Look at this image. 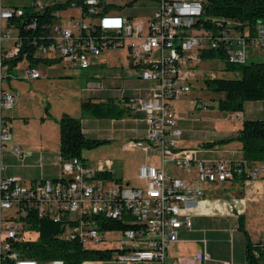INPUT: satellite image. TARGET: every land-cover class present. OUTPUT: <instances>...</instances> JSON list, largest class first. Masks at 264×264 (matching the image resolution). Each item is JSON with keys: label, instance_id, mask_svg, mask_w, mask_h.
<instances>
[{"label": "built area", "instance_id": "built-area-1", "mask_svg": "<svg viewBox=\"0 0 264 264\" xmlns=\"http://www.w3.org/2000/svg\"><path fill=\"white\" fill-rule=\"evenodd\" d=\"M152 1L149 16L131 21L109 15L119 7L104 0H0V264H63L22 257L21 244L33 240L28 234L34 232V218L51 222L60 241L83 248H107L104 233L119 231L122 238L111 241L117 246L108 248L113 249L108 261L180 264L169 259L168 250L181 242L179 230H189L188 211L201 200L204 186L243 177L238 184L264 179L263 164L202 160L193 150L180 147L173 106L190 93L194 77L188 65L199 61L202 52L219 51L223 62L235 65L244 64L255 51L264 52V20L250 29L225 18L203 16L200 0ZM124 48L128 66L139 80L150 84L146 97L119 98L128 113L142 116L146 126L145 137L128 141L125 148L157 154V165L138 167L136 180L141 186L107 183L77 158L60 160L55 180L37 179L25 185L16 177L3 176L4 152L24 157L11 144L6 116L15 103L3 86L10 64L25 62V77L37 79L42 72L40 64H31L36 59L88 71L104 53ZM187 104L202 112L207 109L200 99H188ZM108 223L118 229H106ZM200 243L194 264L209 261L205 242ZM249 243L251 257L264 262V236Z\"/></svg>", "mask_w": 264, "mask_h": 264}, {"label": "crops", "instance_id": "crops-1", "mask_svg": "<svg viewBox=\"0 0 264 264\" xmlns=\"http://www.w3.org/2000/svg\"><path fill=\"white\" fill-rule=\"evenodd\" d=\"M41 72L37 79H28L24 73H9L4 79L7 87L5 89L15 97L13 108L6 114L8 122L11 125V120L22 119L23 124H26L34 116L32 104H36L39 136L35 145H30L19 138L11 140L24 157L18 159L13 154L4 152L1 156V163L4 166L1 172L3 176L16 177L25 185L37 179L55 180L59 177L61 159L58 153L56 120L62 114L79 120L84 137L107 142L99 148L105 146L120 153L126 152L125 150L131 151L132 149L125 148V144L145 137L146 126L142 116L131 115L119 101L120 96H148L150 84L139 80L136 73L131 70L123 73H47L43 70ZM99 81L105 90H99L96 93L97 96H94L95 94L86 90V86L99 84ZM114 88L117 90L115 91ZM180 101H176L173 106L174 111L177 112V127L181 131L179 146L184 148L188 147L187 142L197 140L198 136H194L187 130L185 126L187 119L182 114V110H187L188 104L182 101L179 105ZM82 103L98 105L112 114L122 111V115L117 118L94 117L92 114L98 112L89 107L82 109ZM236 114H238L236 118H239L238 126L226 125L230 130L228 137L221 136L225 133L222 130L225 127L219 128L221 131L215 130L199 138L202 146L205 143L222 142L234 137L243 120H264V101L247 102L242 112ZM214 120L218 123L223 122L222 119ZM224 152L227 153L230 162L241 159L239 148ZM81 157L84 164L95 172L106 173L107 183L126 185L130 182L125 177L121 160L117 164L110 160L93 163L87 160L90 159L89 153L84 151ZM198 159L210 160L209 155L205 153ZM142 164L153 163H139L138 167ZM172 174L176 177H184L179 172H172ZM134 178L136 179V176ZM225 184L227 187H223V184L204 186L203 198L189 209L191 226L189 230H179L178 238L181 241L180 249L182 251L188 249L190 254L175 257L180 264H194L193 252L202 248L201 241L205 242V250L209 255V261L203 264H246L245 235L249 242H255L264 236V233L254 227L264 214V209L259 212L257 205L264 204V179L246 181L242 185L238 182ZM234 186L242 187L241 195L235 194ZM228 188L232 191L227 192ZM98 263L100 262L95 264Z\"/></svg>", "mask_w": 264, "mask_h": 264}, {"label": "trees", "instance_id": "trees-1", "mask_svg": "<svg viewBox=\"0 0 264 264\" xmlns=\"http://www.w3.org/2000/svg\"><path fill=\"white\" fill-rule=\"evenodd\" d=\"M203 2V16L220 17L234 22L252 26L264 20V0H200ZM134 1L129 2L128 5ZM215 59L221 63L220 70L234 74L230 79H205V87L215 94L221 96L216 100L218 112L241 113L247 102L264 101V63L245 62L235 65L223 62V55L219 51H205L201 57ZM253 57V56H252ZM17 61L10 64L13 70ZM58 63L56 60L36 59L31 64L51 66ZM7 73V74H9ZM94 108L98 113L94 117L112 118L122 115V111L115 114L101 109L98 105L82 103L81 108ZM58 127V153L61 160L77 158L83 162L81 157L83 151L95 149L107 143L104 140L88 139L81 132L79 120L66 114L60 115L56 120ZM223 143L236 142L239 145L241 159L250 164L264 165V120H243L237 129L235 136L222 141ZM218 142V143H222ZM213 143H205L203 146L211 148ZM84 163V162H83ZM99 178L106 179V173H96ZM243 178H235L234 181H242ZM31 228L36 237L31 241L21 244L22 257L34 259L38 262L45 260H61L63 264H82L85 261L104 262L108 261L113 249L108 248H83L75 242H62L55 235V227L51 222L44 219H32ZM106 229L116 230L114 224H106ZM243 235L245 233L242 231ZM251 245L245 235V261L246 264H259L250 255Z\"/></svg>", "mask_w": 264, "mask_h": 264}, {"label": "rangeland", "instance_id": "rangeland-1", "mask_svg": "<svg viewBox=\"0 0 264 264\" xmlns=\"http://www.w3.org/2000/svg\"><path fill=\"white\" fill-rule=\"evenodd\" d=\"M104 1L108 2L110 5L119 7L117 10L115 9L110 11L109 15L127 16L131 21L137 18L140 19L146 18L147 16H149L151 9L154 6L152 0H104ZM132 1L134 2L128 5V3ZM5 3L6 2L4 1L3 4ZM232 22L233 24L236 23L234 21ZM252 55L253 57H250L251 55L248 56L246 62L264 63L263 51H255L253 52ZM126 56H127V52L125 48L121 51L104 53L103 56H101L98 60L95 61L96 66L92 67L88 71L73 70L63 63H55L51 66H41L39 67V69L43 71H47V73H123L130 70L133 73H135V71L128 66L129 61L126 58ZM199 58H200L199 61H194L191 64V66L188 65L189 74L192 75V77L194 78L191 80L190 93L179 99L181 100L179 105L181 104L182 101H185L187 103L188 99H200L207 104V109L206 111L202 112L198 109L191 108L190 106L186 105L187 110L183 111L181 109L182 114L187 119L185 122V126L187 127V130L189 132L194 134V136L196 137L198 136L197 140H199V138H202L203 135L207 136L209 132H213L215 130L221 131V129L219 128L225 127L224 129H222L223 131H225V133L222 134L221 136L223 138H226L230 134V130L226 125L230 124V125L238 126L237 121L239 118L238 117L236 118L238 114L229 113V112H218L216 107L217 106L216 100L221 96L215 94L214 92L209 91L205 87L203 81L205 79H211V78L230 79L234 76V74L220 70L221 63H217L215 59H208L203 56L201 57V54ZM25 68H26L25 62L23 61L18 62L16 63L15 68L12 71H10V73L12 74L24 73L23 70ZM68 85L70 86L75 84H68ZM98 85H100V88L98 89H90L88 86H86L87 87L86 90H88L89 93L95 94L94 96H97L96 93H98L99 90H105V88L102 86L101 81H99ZM3 86L7 88L6 81L3 82ZM116 90L117 89H115V91ZM32 108L34 110V116L33 118L29 119V122H27L26 124H23L24 120L22 119L11 120V125L8 122V127L11 130L10 131L11 140H15L16 138L23 139L24 142L30 145H35L38 142L39 129L37 128L38 127L37 118L39 117H36L38 106L36 104H32ZM214 119H222L224 124H222L223 122L222 123L215 122ZM197 140L193 142H187L186 145L188 147H184L187 150H193L195 152L194 155L197 156V158L199 156H202L203 153H205L209 155L210 160L225 159L229 161V157L227 153H225L224 151L235 150L239 148L238 143L236 142L225 143V144L215 142V145H213L211 148H202L203 146L200 140L199 141ZM11 144L13 143L11 142ZM125 151L126 152L120 153L117 152V150H113L111 148L103 146V148L97 147L95 149H91L84 152L89 153L90 159L87 160H90L93 163L97 161L110 160L111 162L117 164L119 163V160H121V162L124 165L125 177L128 178V180L130 181L128 183L129 187H140L141 183L134 178L136 176L139 163L149 162V163H153L154 165H157V154L154 155L143 154L137 149H132L131 151L130 150H125ZM223 187H227V185L223 184ZM241 188L242 187L235 188L234 186L236 195H241L240 194L242 192ZM228 191H232V190L228 188L227 192ZM203 196L204 195H202V198ZM209 196L211 197V195ZM257 205L259 207L258 208L259 212L264 209V204L258 203ZM254 227L260 230L261 233H264V214L261 215L260 221H257ZM36 236L37 235L35 232L28 234V237L31 239H34ZM103 238H104L105 247L115 248L117 244H111V241H119L122 238V236L119 231L118 232L112 231V232L104 233ZM175 246L176 247H172L168 250L169 259L175 257L179 258L181 255L187 256L190 254V251L187 248H186L187 250L182 251L180 249L179 243H177ZM193 254H195V252H193ZM93 263L95 264L96 261H85L82 264H93ZM98 264H118V263L114 261H104ZM259 264H264V262L260 261Z\"/></svg>", "mask_w": 264, "mask_h": 264}]
</instances>
